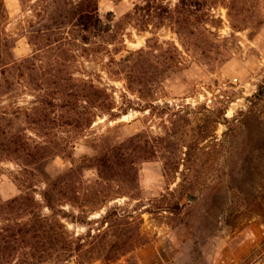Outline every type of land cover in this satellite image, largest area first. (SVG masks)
Here are the masks:
<instances>
[{
    "label": "rangeland",
    "instance_id": "1",
    "mask_svg": "<svg viewBox=\"0 0 264 264\" xmlns=\"http://www.w3.org/2000/svg\"><path fill=\"white\" fill-rule=\"evenodd\" d=\"M1 1L0 231L62 181L85 264H264V0H97L96 35L81 0Z\"/></svg>",
    "mask_w": 264,
    "mask_h": 264
},
{
    "label": "trees",
    "instance_id": "2",
    "mask_svg": "<svg viewBox=\"0 0 264 264\" xmlns=\"http://www.w3.org/2000/svg\"><path fill=\"white\" fill-rule=\"evenodd\" d=\"M5 9L4 2L0 0V16H3ZM98 2L97 0H81L75 10V14L79 20V29L86 34H94L101 32V24L98 18ZM15 62V61H13ZM261 86L259 91L254 95L253 100H262L264 91ZM255 104V103H254ZM252 135V134H251ZM260 136V133L258 134ZM258 138V137H257ZM251 150L248 149L245 155H251ZM113 153H118L121 156H126L125 153L114 150ZM118 156V155H117ZM117 165L120 170L129 165V161L125 159L121 163L118 159L115 160L113 165L99 164L98 168L100 176L103 179L109 180L107 172ZM243 165L241 171L242 176H246L248 171ZM73 169V168H72ZM62 182V181H60ZM59 181H47V188L43 192V198L47 207L51 210L52 214L47 215L40 209L41 206L32 205L31 203H21V198L17 197L12 200L6 201L5 204L10 209H28L29 216L16 220L14 224L9 225L3 231H0V264H45L49 258H53L54 254L63 253V257L59 256V264L77 257L78 264H85L84 247L85 243L82 238H75L69 235L66 225L63 223L59 207L61 202L68 195L62 190ZM94 189H96L94 187ZM95 190L96 195L93 197V202H107L109 195ZM21 203V204H20ZM4 203L0 201V207ZM129 241L125 240L124 243L117 241L114 247L116 251L125 254L131 252L132 248L124 249ZM123 250V251H122ZM89 253V252H88ZM91 260V259H89ZM89 262V261H88Z\"/></svg>",
    "mask_w": 264,
    "mask_h": 264
}]
</instances>
